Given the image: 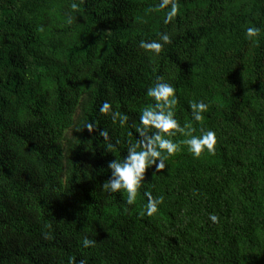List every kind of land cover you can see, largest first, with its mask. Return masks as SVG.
<instances>
[{
    "label": "trees",
    "instance_id": "16d2710c",
    "mask_svg": "<svg viewBox=\"0 0 264 264\" xmlns=\"http://www.w3.org/2000/svg\"><path fill=\"white\" fill-rule=\"evenodd\" d=\"M76 2L0 0V264H264V32L244 33L264 29V0H179L168 24L159 0ZM161 32L172 42L158 56L140 48ZM158 77L186 132L214 130L216 151L181 145L128 205L103 184L140 138ZM105 101L127 124L99 111ZM146 192L164 198L151 217Z\"/></svg>",
    "mask_w": 264,
    "mask_h": 264
},
{
    "label": "clouds",
    "instance_id": "9594fccd",
    "mask_svg": "<svg viewBox=\"0 0 264 264\" xmlns=\"http://www.w3.org/2000/svg\"><path fill=\"white\" fill-rule=\"evenodd\" d=\"M79 4L76 0H72L71 9L77 10ZM153 11L164 13V23L168 24L179 14V0H159L154 5ZM67 22L72 23L71 16ZM43 31V26L40 27ZM264 32L259 26L251 24L244 29L245 38L249 41L257 40L261 33ZM172 42L171 36L167 32L158 33V39L141 40L140 48L146 53L158 56L165 45ZM147 96L151 97L154 103L141 109L139 116V127L136 128V133L139 134L137 143L131 144L127 149V156L124 159L112 160L108 164L111 170V178L103 184V188L108 193H126L127 204L133 205L136 202L137 195L145 181V173L149 168L154 166V172L159 173L167 167V161L175 156L181 150V145L187 146L188 152L194 157L199 158L207 152L210 155H215L217 136L214 130H201L200 135H193L194 129L182 126L176 118L175 107L178 104L176 88L168 82H165L162 77H158L154 86L147 89ZM194 121H202L204 113L208 111V105L201 101L190 102L189 105ZM99 111L102 114L111 115L113 122L119 119L121 126L127 124V115L112 111L111 104L107 101L103 102ZM84 126L91 132L94 130L93 123H87ZM99 135L104 140L109 139L107 129L100 131ZM177 135H187L182 141H175L173 138ZM118 143V142H117ZM115 148V144L108 143L107 150ZM148 197L145 205V214L149 217L154 216L160 210V206L164 203L163 196L153 197L151 193H145ZM209 219L213 223H219V217L214 214H209ZM51 227V224L47 225ZM45 238L50 239L49 233H45ZM96 240L84 236L82 245L84 248H94ZM69 264H77L75 256L69 258ZM78 264H87L86 259L79 260Z\"/></svg>",
    "mask_w": 264,
    "mask_h": 264
}]
</instances>
